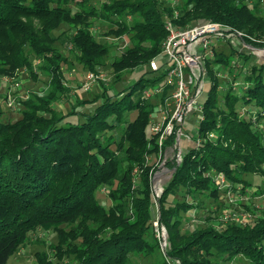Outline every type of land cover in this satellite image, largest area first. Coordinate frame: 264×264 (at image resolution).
Segmentation results:
<instances>
[{"label": "trees", "instance_id": "obj_1", "mask_svg": "<svg viewBox=\"0 0 264 264\" xmlns=\"http://www.w3.org/2000/svg\"><path fill=\"white\" fill-rule=\"evenodd\" d=\"M70 2L81 8L69 7ZM262 4L264 0H180L170 5L162 0H106L101 4L94 0H0V75L13 77L27 68L37 74L47 70L51 79L46 95L19 100L23 106L19 119L5 121L0 109V264H7L30 231L64 223H69L71 230L58 232L57 246L65 244L73 232L71 239L81 237V246L70 252L74 264H135L132 254L160 246L152 223L151 179L144 162L145 153L158 150L156 139L147 135L156 104L145 98L143 91L163 82L167 72L155 78L142 76L112 95L103 90V101L92 113L81 122H70L66 118L74 112H58L51 105L54 97L66 91L63 65L67 58L56 51L55 30L65 33L62 26H71L68 42L91 71L104 64L110 47L94 32L96 20L109 26L103 37L128 35L132 45L110 62L117 80L143 66L154 71L150 61L161 57L167 20L182 28L215 21L251 30L255 22L259 26L264 23ZM32 18L44 26L42 35L31 28ZM244 39L257 47L255 41ZM27 46L34 50V57ZM235 54L234 49L232 56ZM228 57L217 51L207 59L212 85L197 131L206 139L183 154L173 178L159 195L158 221L167 231V245L165 259L157 264H232L238 256L250 264H264V210L247 225L230 222L218 228L211 222L203 228L183 230L182 215L200 207L194 199L198 194L206 193L213 201L221 198L214 172L223 173L233 190L239 185L245 188L243 174L264 175V131L258 125L264 118V64L248 65L246 71L238 68L234 82L243 78L244 89L238 94L235 83L228 85V92L219 100L218 65L228 63ZM240 58L247 64V55ZM38 59L41 64L35 71ZM171 87L165 85L164 93L157 97L159 103L165 102ZM249 105L255 108L251 111ZM134 111L137 116L131 119ZM121 124L123 132L117 141L112 131ZM123 159L128 167L117 174L123 188L111 189V178ZM134 167L142 172L137 184L128 172ZM102 185L111 203L99 195ZM94 214L107 220L89 226L87 218ZM110 218L117 222L110 224L108 232ZM149 230L154 233V245L147 238ZM50 259L37 253L32 264H55Z\"/></svg>", "mask_w": 264, "mask_h": 264}, {"label": "rangeland", "instance_id": "obj_2", "mask_svg": "<svg viewBox=\"0 0 264 264\" xmlns=\"http://www.w3.org/2000/svg\"><path fill=\"white\" fill-rule=\"evenodd\" d=\"M103 1L106 0H94V2H98V4H101ZM162 1L164 2V5H170L176 4L180 0ZM69 7L75 10L81 8L76 2H70ZM261 8H264V4L261 5ZM131 18L132 17L128 16L127 20L132 21ZM32 19L34 26H31V28H33L38 34H41L44 26H41L38 19ZM93 19L94 17H91V20ZM255 25L256 26H253L251 30L235 28L233 29V32H229L227 36L215 40V51H222L225 55L229 56L228 58L230 60L228 63L221 62L218 65V69L220 70L218 73V81L220 86L216 93L219 100H221L228 92V85L231 86L233 83H235L233 88L238 94H241L242 89H244L243 85L245 80L243 78L234 82L235 78L239 74L238 68L246 71L248 65L252 66L256 64L259 66L264 64V23L259 26L258 23L255 22ZM70 27L71 26L68 25L62 26V28L66 30L65 33H62L61 30L54 31V34L57 37V40L54 43L56 51L60 52L64 57L67 58L66 63L63 65V85L65 86L66 91L63 96L57 95L51 102L52 107L58 112H74L68 115L66 118L70 122H81L86 118V114L92 113L95 107H97L103 101V95L101 94L103 90L106 89L107 93L112 95L118 91H122L125 87L138 80L142 76L148 79L165 74L171 66V64L164 65L162 59L154 57L152 59H158V62L161 66L160 70L149 71L148 67L143 66L135 69L132 72H125L121 79L116 80L117 72L112 68L110 62L115 56L121 54L125 48L130 47L132 42L129 36L124 35L123 33H111L103 37V34L107 33L109 26L105 22L96 20V23L93 27L94 32L97 34V36H102L101 38L103 41L109 43L110 47L109 53L105 56L104 64L97 66L94 72L103 73L104 75L106 74V80L100 79V81L92 83L91 87L87 89L85 88L84 84L86 75L91 70H86L84 64L80 62L74 46L68 42L69 35H71L69 31ZM244 37H247L258 43L257 47L246 43ZM234 49L236 50L237 54L232 56V51ZM27 52L32 54L33 57L35 56L34 50L32 51L31 47L29 46H27ZM50 54L51 53H49V55ZM241 54L247 55L249 57L247 64L242 62L240 58ZM39 64H41V62L39 63V59L34 61L33 70L36 71ZM235 65L237 67H235ZM49 74L50 73L47 70L43 71V73L37 74L32 73L31 69L24 68L19 70L13 77H9L8 75H0V109L3 111V119L5 121H15L21 117L23 106L20 104L19 100L32 99L36 98L37 96H44L47 94L49 89H51V79ZM160 85H162V82L149 85L147 88L150 89L151 92H154L158 87H160ZM211 85L212 81L210 80L209 76H206L202 92L199 94L196 100L201 106L204 105L208 98ZM9 96L11 99H9ZM151 100L155 102L156 106L154 112L151 114L149 125L147 126V135L148 137L152 135V137L156 139L159 137V134L153 133L151 131V122L161 117L160 113L163 105L159 103L157 95H154ZM11 102H13V104H10ZM254 106L255 105H249L247 108L251 109L252 111V109L255 108ZM239 111L247 112L246 109L242 108H240ZM201 115L202 110H189L185 123L181 125L177 131L176 143L174 142L175 135L172 134L169 135V138L162 144H160L156 139L158 142L157 152L155 151L152 154L145 153L144 155L145 167H147V170L149 171L148 176L151 179V189L155 202V218L152 223L155 227V236L158 238L160 246L152 249L150 246L148 247V250L141 252L140 255L137 253L132 254L131 259L135 264H157L165 259L164 249L167 245V231L164 227L159 226V210L157 202L159 200V195L173 178V175L177 170V166L182 161L183 154L187 153L197 145L196 138L198 135L197 131ZM136 116V111L131 113V119H135ZM253 120H255V118ZM258 125L264 131V118L258 123ZM122 126L123 125L121 124L117 130L112 131L113 137L117 141L122 135ZM162 154L163 156H161ZM126 157V154L123 155V158L126 159ZM127 167V160L123 159L116 171V175L111 178L113 179L111 185L112 187H110L111 189L121 187V178H119L118 175L124 173V170ZM128 172H132L133 181L136 184L139 183L141 178L140 175L142 173L141 170L138 169V167H134L133 170L129 168ZM214 175L218 176V174L215 172L213 173V176ZM243 178H245L247 184L245 188L243 185H239L237 190H233L232 186L230 187L229 181L226 179L227 186L222 187V189L220 188L221 198H219L218 201H213L212 198L207 196L206 193L203 195L198 194L194 199L198 200L200 207L197 209H192L182 215L183 230L185 232L196 230L198 228L205 227L211 222H213L218 228L224 227L230 222H235L240 225H247L258 218L264 210V175L257 173H247L243 174ZM227 188H229L228 191H225ZM99 191V195L101 197L108 199V202H104L107 204L111 203V200L109 199L110 197L107 194L108 190L106 189V186L102 185ZM169 199L172 201L173 197L171 196ZM226 214L230 216H233L234 214L246 215L247 220L243 224L232 219L225 220L224 216ZM98 215L99 214H94L87 218L89 226L93 225L96 227L97 224L92 222H103L107 220L101 215ZM209 215L212 217L209 218ZM135 218V216H132L131 220L135 221ZM116 220V218L108 219V232L110 230V224L117 222ZM79 229L81 230V228L78 227L77 232H80ZM61 230L65 233L68 232V230H71L70 224L64 223L48 228L41 226L33 231H30L24 242L10 256L7 264H32L36 261L37 253H41L44 256L50 257V260L55 264H74V259L70 252L75 246H81V237L79 239L78 237L76 239H71L72 234L75 233L73 232L70 234V237L66 240L65 244L62 246H57V244H59L57 234ZM147 238L152 245L155 244L154 233H151L150 230L148 231ZM232 264L250 263L245 257L238 256Z\"/></svg>", "mask_w": 264, "mask_h": 264}, {"label": "built area", "instance_id": "obj_3", "mask_svg": "<svg viewBox=\"0 0 264 264\" xmlns=\"http://www.w3.org/2000/svg\"><path fill=\"white\" fill-rule=\"evenodd\" d=\"M165 26L168 34L162 44L160 59L164 65L171 64V66L167 70L160 87L154 92L148 88L143 91V96L149 99L154 95L161 96L166 84L172 85L165 102H160L163 105L161 117L151 122V131L159 134L156 139L160 144L165 142L171 134L175 135L174 142L176 143L177 131L185 123L189 110H202L200 121L203 119V106L196 100L202 92L205 77L208 76L207 59L214 57L216 53L215 40L233 32L231 26L215 21H205L182 28L177 27L173 21L167 20ZM150 67L154 71L160 70L161 66L158 59H152ZM100 79L106 80V74L88 72L84 84L85 88L89 89L92 83L100 81ZM208 136L213 137L214 134L208 133ZM204 139H206L204 136L197 135V144H200ZM217 174L218 176L214 175V179L219 188L222 189V187L227 186L226 177L223 173ZM224 219H232L243 224L246 222L247 216L226 214Z\"/></svg>", "mask_w": 264, "mask_h": 264}]
</instances>
